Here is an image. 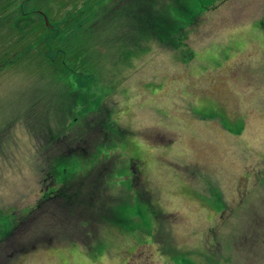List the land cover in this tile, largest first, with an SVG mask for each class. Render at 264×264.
I'll return each mask as SVG.
<instances>
[{
    "label": "rangeland",
    "instance_id": "374dc122",
    "mask_svg": "<svg viewBox=\"0 0 264 264\" xmlns=\"http://www.w3.org/2000/svg\"><path fill=\"white\" fill-rule=\"evenodd\" d=\"M84 1L43 0L42 7L64 31L77 26V42L89 39L103 104L122 130L108 184L117 211L97 231L79 227L71 242L40 223L34 239L56 235V242L25 254L14 253L23 242L2 243L0 262L264 264V66L251 46L264 37V0H188L196 19L177 35L187 44L180 50L136 45L124 27L115 38L116 29L103 31L82 12ZM39 34L22 41L18 59L0 64V218L10 224L28 216L45 190V159L25 120L39 98L36 111L49 110L59 86ZM33 43L41 46L31 50ZM10 44L0 43L1 55ZM54 113L64 126L63 111ZM87 117L91 124L103 115Z\"/></svg>",
    "mask_w": 264,
    "mask_h": 264
},
{
    "label": "trees",
    "instance_id": "16d2710c",
    "mask_svg": "<svg viewBox=\"0 0 264 264\" xmlns=\"http://www.w3.org/2000/svg\"><path fill=\"white\" fill-rule=\"evenodd\" d=\"M84 3L82 12L93 13L94 23L100 22L103 31L116 29L117 38L125 29V38L136 37V45L158 42L180 50L187 44L185 38L180 42L177 35H184L196 19L191 16L188 0H85ZM42 6L43 0H0V32L5 31L0 33V43L11 41L8 49L0 54V64L18 59L22 52L18 48L23 40L30 42L37 32L44 33L39 34L42 38H38L39 43L49 48L45 55L51 66H48L53 76L51 82L59 86L55 88L58 92L50 95L49 110L42 114L36 111L43 100L39 98L29 104L26 113L29 120H25L29 132L39 143V158L45 159L40 165L44 173V194L18 224L0 218V244L10 246L23 242L22 249L14 252L20 254L30 253L45 242H49L48 245L56 242V235H50L46 241L34 239L39 235L37 228L41 224L45 231L66 235L62 242H71L80 233L79 227H92L97 231V227L113 219L117 211L108 184L116 173L117 157L112 158V155L122 130L114 122L112 110L103 104L105 88L98 86L97 72L91 68L92 57L87 52L89 39L82 36L77 42V26L73 29L75 25L71 24L64 31L61 23L54 22L50 12H44ZM184 17L188 18L187 25ZM122 36L118 37L120 41L125 40ZM88 37L95 44L90 32ZM41 45L33 43L29 48ZM13 52L15 55L10 57ZM58 110L67 118L64 126L52 120ZM89 114L103 115V118L101 122L89 124Z\"/></svg>",
    "mask_w": 264,
    "mask_h": 264
},
{
    "label": "crops",
    "instance_id": "0c3cea01",
    "mask_svg": "<svg viewBox=\"0 0 264 264\" xmlns=\"http://www.w3.org/2000/svg\"><path fill=\"white\" fill-rule=\"evenodd\" d=\"M252 48L254 49V53H255V57H258L259 59H260V62H261V64L264 66V62L261 60V58H260V54H263L264 52L261 50V49H263L264 50V37L262 38V42H261V44H256V43H253L252 45ZM262 119H264L263 117H262ZM236 135H238V134H236ZM193 201H195L196 203H198L199 204V206L201 205L200 203H199V201L198 200H193ZM195 212H198V211H195ZM182 215H186V213H183L182 212ZM104 227V226H103ZM113 234H115V235H118V236H122V233H119L118 231H116L115 229L113 230V232H112ZM98 235H99V232L97 233ZM98 237V236H97ZM154 245V248H155V250H156V253H158V243H155V244H153ZM135 246V245H134ZM136 247V246H135ZM132 257H129V258H126V259H124V264H129L132 260Z\"/></svg>",
    "mask_w": 264,
    "mask_h": 264
}]
</instances>
